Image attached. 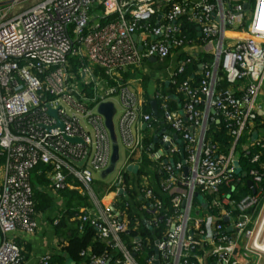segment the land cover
Returning <instances> with one entry per match:
<instances>
[{"label": "built area", "instance_id": "1", "mask_svg": "<svg viewBox=\"0 0 264 264\" xmlns=\"http://www.w3.org/2000/svg\"><path fill=\"white\" fill-rule=\"evenodd\" d=\"M24 2L31 3L23 7ZM181 18L196 25L202 44L183 33ZM238 27L244 35L232 36ZM193 44L206 56L196 85L190 78L176 80L192 58L198 59L200 52L194 58L186 51ZM173 56L175 65L166 68L151 98L158 102L156 116L145 110L143 77L132 73ZM263 81L264 0H0V264H21L24 258L7 233L36 228L31 171L38 164L49 166L46 177L56 193L70 187L69 178L79 183L91 205L76 219L95 227V239L109 247L98 255L83 249L78 262L68 260L71 264H139L150 238L123 234L141 224L155 229L161 222L165 230L154 239L158 264H208V257L216 264H236L242 237L244 252L257 249L259 231L250 243L253 230L247 227L257 196L237 201L231 194L246 177L259 190L264 180V162L243 171L244 180L238 176L240 153L252 145L264 148L263 135L253 136L264 124L258 122ZM169 84L174 93L163 91ZM104 101L116 107L115 131L125 159L102 178L111 154L97 111ZM209 118L224 121L232 137L227 151L208 134ZM144 155L160 172L159 180L140 174L135 186L127 185V168L134 163L139 170ZM257 161L255 154L250 162ZM99 177L105 181L102 193L92 186ZM155 183L170 197V206L154 192ZM222 186L229 190L221 192ZM132 187L130 198L126 189ZM133 206L142 216L133 212L129 218ZM146 261L155 264V252ZM40 264L60 263L47 253Z\"/></svg>", "mask_w": 264, "mask_h": 264}, {"label": "trees", "instance_id": "2", "mask_svg": "<svg viewBox=\"0 0 264 264\" xmlns=\"http://www.w3.org/2000/svg\"><path fill=\"white\" fill-rule=\"evenodd\" d=\"M252 1V0H250ZM182 22V31L183 33L187 34V37L190 39L195 40L198 44H202V38L198 36L196 25L187 21L186 18H181ZM199 55V54H198ZM180 57H186L184 53H180ZM205 55L203 57H198V59H191L189 63L186 64L185 70L182 74H179L176 77L177 81L183 80L185 78H190V80L193 82L194 85L199 83V62L204 60ZM169 60V59H167ZM162 89L164 92H175V87L172 84L169 85H162ZM174 106V105H172ZM147 107L150 108L148 105ZM147 109V108H146ZM148 110V109H147ZM151 112V110H149ZM154 115L159 116L160 112L156 111ZM213 116V115H211ZM263 116L261 114L258 115V122H260V119ZM260 132L264 137V124L256 126L255 133ZM208 134L212 137L213 141H218L219 146L222 151H227L232 143V137L227 133V129L225 127V123L222 120V118L219 119L218 122H216L215 119H208ZM254 136V134H253ZM245 141V137H242L239 139L237 143L236 150H240V144ZM240 165H241V171H239V175L243 173V171H248L250 167L256 166L259 167V164L264 162V148H261L260 146L252 145L248 148V150L240 153ZM258 154V161L257 162H250V159L253 157V155ZM152 163L149 161V159L146 157V155L143 156L142 159V166L139 170L136 171V173L124 174V181L125 183L131 184L132 186L136 185L137 180L134 179L135 175L140 174H147L152 178V181L159 180L160 172L157 170L151 169ZM49 166L45 164H38L36 167H34L31 171V184L33 189L34 198L36 200L35 204V210L38 212L40 209L43 208L44 205L50 202L49 199H51L45 195L44 192L39 190L37 186L39 185H46L49 183V179L46 177V172L48 171ZM245 177L242 179L244 180ZM100 181V182H99ZM95 183H101L102 179H97L94 181ZM68 183L70 184V187H66L65 189L59 191V194H61L64 199H66L67 208H65L64 212L61 214V217L56 222V228L61 233H66V242L62 244L61 246V252L58 255H53V261L64 264V261L66 259L74 262H78L81 259L80 252L83 249L90 248L91 252L94 254H101L104 250H109V247L98 240L95 239L96 235V229L89 223H81L78 219H76V216L79 215L82 212L83 207H87L89 204L88 202V196L86 194H82L78 190L79 183L78 182H71V179H68ZM261 190L256 189V196L259 197L261 193L264 192V180L262 181ZM96 193H102L104 190V186L100 185L97 187H93ZM133 188V187H132ZM102 189V190H101ZM221 192L225 191L227 192L229 189L225 186H222L220 188ZM127 197H131V194H135V189H126ZM154 192L156 195L162 199L165 205L170 206V197H168L165 193H163L159 187L158 183H155L154 186ZM246 194H252L251 189L247 186L246 183L239 184L236 188V190L231 194V197L235 200H240L241 197H243ZM198 198V197H196ZM195 198V199H196ZM210 199V197H209ZM200 204V203H197ZM90 206V205H89ZM122 206V205H121ZM82 207V209L80 208ZM256 207L255 205L248 209V213L255 214ZM128 216L130 219H133V215H135L133 212L132 207L128 210ZM237 213V212H236ZM223 224L225 223L222 221ZM165 230L164 224L161 222L160 226L152 229L146 227L145 224H141L138 228V231H133L132 229L128 232V234L124 233L123 238L127 239L128 236L138 234L142 237H149L150 241L148 244H144L143 250L141 254H139L138 262L139 264H149L146 259L154 254V239L160 238ZM66 231V232H65ZM128 235V236H127ZM206 248V247H205ZM196 252L202 253L203 248H197L195 250ZM56 259V260H55ZM152 264V263H150Z\"/></svg>", "mask_w": 264, "mask_h": 264}, {"label": "crops", "instance_id": "3", "mask_svg": "<svg viewBox=\"0 0 264 264\" xmlns=\"http://www.w3.org/2000/svg\"><path fill=\"white\" fill-rule=\"evenodd\" d=\"M236 34H243L244 35V29L242 27H238L235 29ZM199 45V44H198ZM188 55H191L192 57L196 58V54L198 52V57L202 56V49L199 46H195V44L189 45L186 47ZM197 57V58H198ZM176 57L173 56L170 61V65H172V62H175ZM166 69V68H165ZM162 72V74L167 75V71ZM154 73V72H153ZM161 74V73H157ZM132 77L135 78L137 76L135 71L132 73ZM144 79L143 85H142V93L141 97L143 98V101L145 103H148L149 107H146L145 110H153L156 111V106L158 105L157 101H154V108L152 107V102L154 99H151L153 96L154 91L156 88H158L159 81H163L164 77L159 78L158 75L154 77H148V79ZM141 90V87H139ZM148 100V102H147ZM258 103L260 105L259 114H261L263 117L261 118L264 120V85L263 89L260 92L258 96ZM147 108V109H146ZM143 128H146L148 130V127L144 126ZM148 132V131H146ZM121 152V159L119 161V166L123 164V161L125 159V152ZM138 162V161H136ZM132 166L136 167V164H132ZM138 166V165H137ZM99 179H101L99 177ZM106 180H108L106 178ZM102 183L105 184V181L102 179ZM37 188L45 193V195L51 198L49 199L50 202L43 206L42 209H40L36 214V228L32 233L28 232H21V231H13L8 232L7 236L10 238H15L16 241L19 243V245L23 248V261L21 264H40V259L43 255L47 253H51L53 255H58L61 252V246L63 243L66 242V233L59 232L56 228V222L61 217V214L64 212L65 208H67L66 199L59 194L52 190L50 187V184L46 185H38ZM258 198V197H257ZM91 205V203H88ZM88 205V206H89ZM82 209V207H80ZM84 208V207H83ZM134 212L139 213L141 216V212H138V209L136 206H133ZM254 213V212H252ZM251 213V220L253 214ZM248 228H251V222L247 224ZM66 232V231H65ZM243 237L238 242V247L235 249V257L233 258V261L236 262V264H264V251L261 249H252L250 251L244 252L242 246H243ZM210 259H206L208 264H216L214 261L210 262ZM56 260V259H55ZM64 264H71L68 259L64 261Z\"/></svg>", "mask_w": 264, "mask_h": 264}, {"label": "water", "instance_id": "4", "mask_svg": "<svg viewBox=\"0 0 264 264\" xmlns=\"http://www.w3.org/2000/svg\"><path fill=\"white\" fill-rule=\"evenodd\" d=\"M149 60L155 61L156 59L154 57H152ZM214 100H217L216 96L214 97ZM151 104H152V107L154 108V101ZM97 111L104 118V124L108 130L109 138L111 141V154H110V159H109V165L105 169L100 171V173H99L100 177L105 178L115 170L116 165L120 159V147H119V143L117 140V134L115 131V124H114V116L116 113V107L114 106V103L112 101H104V102H100L98 104ZM48 112L52 115L56 114L55 109H49ZM211 112L213 113L214 109H212ZM58 125L61 126V123L58 122ZM254 136H256V133L254 134ZM66 139L68 141H71V142H81L82 141V139L78 138V137H66ZM154 140H157V136L154 137ZM181 152H182V148H181ZM85 160H86V156L83 158V160L78 162L77 165L82 166L84 164ZM185 170H186V168H185ZM242 175L244 177L247 176L245 172H243ZM246 184L251 189L252 193L255 194L256 189L253 185L252 180L249 179L248 177H246ZM195 196H197V193H195ZM240 220H242V217L240 218ZM224 221H228V218H224ZM227 230L229 231L230 227H227ZM154 252H155L154 263L158 264V249L156 247L154 248Z\"/></svg>", "mask_w": 264, "mask_h": 264}, {"label": "rangeland", "instance_id": "5", "mask_svg": "<svg viewBox=\"0 0 264 264\" xmlns=\"http://www.w3.org/2000/svg\"><path fill=\"white\" fill-rule=\"evenodd\" d=\"M29 3H31V2H24L23 7L26 6L25 4H29ZM232 36H235V35L232 34ZM169 65H170V61L167 59H165L164 61H157L155 63H147V65L145 63L142 67L135 70V73H136L135 76L144 77L145 79H148V77L152 78V77L158 75L159 78H161V77L163 78V77H165V74H162V72ZM172 65H175L174 62H172ZM165 71H166V69H165ZM158 72L161 74H157ZM263 85H264V81H263ZM137 168H138L137 165H136V167L130 165L127 169L130 173H134L137 170ZM109 178H110V176L107 179H109ZM99 182L98 183L93 182L92 186L93 187H97L100 185L104 186V183H102V182L99 183ZM202 199H203V195H200L198 198L195 199V204L200 203V201ZM89 201H90V199H88V202ZM255 207H256L255 214H253L252 221H251V228L253 230V235L251 236L250 243L253 242V238H254L255 234L259 231L258 242L261 244V242H264V228H261V222H262L263 215H264V192L261 193L259 195V197L257 198V203L255 204ZM191 214L195 215V211L193 208H192ZM1 238H2V234L0 231V240H1Z\"/></svg>", "mask_w": 264, "mask_h": 264}, {"label": "bare ground", "instance_id": "6", "mask_svg": "<svg viewBox=\"0 0 264 264\" xmlns=\"http://www.w3.org/2000/svg\"><path fill=\"white\" fill-rule=\"evenodd\" d=\"M227 34H230V33H227ZM234 35L243 36V34H236V33ZM261 228H264V215H263V219L261 222ZM255 246L264 251V242H261V244H260L258 241H256Z\"/></svg>", "mask_w": 264, "mask_h": 264}]
</instances>
